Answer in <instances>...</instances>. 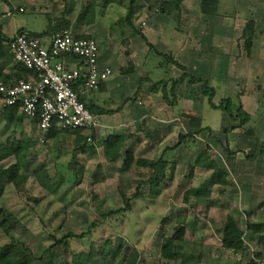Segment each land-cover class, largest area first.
Segmentation results:
<instances>
[{
  "label": "rangeland",
  "instance_id": "374dc122",
  "mask_svg": "<svg viewBox=\"0 0 264 264\" xmlns=\"http://www.w3.org/2000/svg\"><path fill=\"white\" fill-rule=\"evenodd\" d=\"M51 1L58 3L57 6L71 2V0H33V5L29 4V8L35 6L41 9ZM123 1L128 5L130 0ZM234 2L235 0H227L225 10L234 11ZM143 6L147 8L144 19H149L150 11L160 12V8L154 6L151 9L150 3L139 1L136 6L137 14ZM122 7L128 12L126 6L122 5ZM197 11L188 21L192 20L202 25L207 23L205 27L211 26L208 17L200 15L201 18H199ZM137 14L134 23L139 18ZM225 17V28L222 31L225 41L221 43L223 39L218 41L215 39L213 42L210 39L205 41V45L200 46V50L207 57H225V64L219 70L222 76L214 82V86H210L203 80L193 89L189 106L186 107L181 103L169 105L171 101L176 100V97L173 95V83L170 82L174 76L171 73V65H168L167 61L169 57H173L174 50L185 38L180 30H171L172 26L169 27L163 35L162 43L156 44L155 47L150 46L148 64H146L153 84L169 81V100L165 98L162 91H159L160 89L154 92L155 96L152 99H149L148 91L147 98L140 99L143 102L141 112L135 106H131L120 118L112 121L103 120L101 127L95 130V143L90 142L88 154L76 152L74 136H68L66 140L59 143L53 138L41 140L39 124L34 120H28L22 129H15L14 126L6 124L1 115L4 104L0 101V143L11 145L16 139L31 138L38 154L31 156L29 164L22 170L23 174L31 177L27 185L17 188L9 183L5 190L0 192V208L4 207L12 211L28 231L25 234L16 233L15 236L25 247H29L36 257L43 256L57 244L58 239L66 237L70 232L81 234L93 223L94 230L91 235L85 238L68 237L54 249L55 252L51 255L49 253L47 257L58 254L54 263L70 262L72 252H82L89 249L94 241L101 245L105 238H112L113 248L123 252L121 258L126 257L128 247L134 246L141 252L140 264H166L167 261L161 256L163 238L173 235L177 218L180 215H186L188 249L185 253L187 256L202 257L200 264H219L224 262L223 259L225 264H252L251 253L254 249L250 246L245 247V250L239 254L227 249L223 250L224 255H218L221 250L219 248L222 246L219 237L216 236L217 227L226 218L227 212L224 203L222 205L217 203L221 186L213 185L214 170L208 165L216 162L221 168L227 170L226 163L233 151L229 147L231 144L228 143L230 119L237 121L238 127L247 131L250 123L257 118L256 106H261L260 111L264 108V26H262L264 19L261 16L256 45L249 53L240 20H250V15L229 13ZM14 19H17L19 23L27 20L28 28L32 31H42L50 27V20L32 9L18 14L11 21ZM151 23L156 27L155 21ZM10 27L12 28L13 24L7 26L6 30H11ZM165 42L168 47H165ZM128 47H126L127 51L129 48L132 49ZM158 50L162 53L159 54ZM207 85L215 89L213 97L215 103L220 104L223 100L231 98L236 113L238 108L242 107L252 116L249 123L241 125L242 120H235L228 112L211 107L210 95L204 92ZM139 93L138 90L135 95ZM135 95L126 96L125 103L132 102L137 105L138 102L131 99ZM123 105L119 102L114 104L116 108ZM164 107L166 109H163ZM192 117L201 118L205 129L199 131V128L192 125ZM144 119L147 120L146 124L152 131L162 133L164 136L162 141L158 142L147 137L139 129L137 123ZM114 133L129 134L124 152H132L135 159L126 171L121 170L124 158L110 162L104 155L103 147L98 146L102 139ZM194 133L199 134L194 135ZM201 154L205 155V166H196L194 172H191L192 166ZM162 155L170 163L167 182L161 186L160 196L157 199L150 197L133 199L131 209L122 210L126 207V200L136 195L140 187L137 181L147 179L153 172L150 167L138 166L137 159L144 158L156 162ZM14 161L15 157H10L2 162L1 166L6 169ZM43 166L47 168L53 180L59 177L61 171L70 174L72 171L78 172L81 168L82 172L73 179L75 183L69 182L68 185H63L58 191L53 192L50 187L40 186L33 176ZM192 187L212 188L213 196L206 198L192 195L186 201L185 193ZM141 191L150 193L151 188L148 185L141 186ZM33 199H38L40 203H35ZM246 238L248 242L253 243L249 235ZM9 241L10 237L0 229V247ZM255 256L259 258L258 254ZM47 261L46 259V262H42L38 259L36 264H46ZM180 261L181 257L173 263H180ZM96 262L104 264V260L99 258Z\"/></svg>",
  "mask_w": 264,
  "mask_h": 264
},
{
  "label": "crops",
  "instance_id": "0c3cea01",
  "mask_svg": "<svg viewBox=\"0 0 264 264\" xmlns=\"http://www.w3.org/2000/svg\"><path fill=\"white\" fill-rule=\"evenodd\" d=\"M88 1L71 0L69 3L59 4L58 6V3L51 1L46 6L38 9L35 6L29 8V4H32L33 0H0V29L5 36L10 38L15 37L21 30L28 31L35 36H51L58 33V21L61 18H66L70 21L68 29L73 34L88 35L98 41L100 65L103 68L110 67L113 69V74L98 90L84 94L83 98L89 106L116 109L114 104L116 105L117 102L124 105L121 113L97 114L100 118V124L97 129L101 127L103 120L112 121L118 117L120 118V116L128 112L131 106H135L141 112L143 102L138 101L137 105L132 102L125 103L124 99L126 96L129 95L131 97L138 90L146 94L149 91V99L155 96L153 89L156 84L152 83L151 76L146 69L147 58L150 54V46L155 47L156 44L162 43L163 35L166 34L169 27L172 26L171 30H180L185 35L179 47L174 50L173 57H169V61L172 62H169L168 65H171V73L174 76L173 80L171 79L170 81L172 83H174V80L182 78L185 73H188L182 89L177 90V94H179L177 103L185 104L187 107L191 103L193 89L202 83H191V77L201 78L207 81L210 86H214V82L222 76H220L219 70L225 64V57H207L200 50V46L205 45L206 40L209 41L211 39L214 42L215 39L217 41L223 39L222 36L224 34L222 31L225 28V15L229 13L245 14L250 15L249 18L255 20L253 49L256 45L257 30L261 24V16L264 19V0H235L234 11L225 10L227 0H218L219 12L215 16L202 13L203 0H185L182 5L181 19L178 22L168 14L158 12L152 17L148 16V20L144 19L147 14V8L143 6L141 11L138 14L136 13L139 18L134 23V26L129 23L118 25V22L128 15V12L114 0H102V6L97 10L96 21L94 23L81 24L78 19ZM6 5H10L12 8ZM21 8L24 11H21ZM30 9L45 15L50 20V27L42 31H32L28 28L29 22L27 20H22L20 23L17 19L11 21L18 14L26 13ZM196 11L199 12V18H201L200 15L208 17L207 19L211 22V26L207 25L205 27L207 23L202 25L201 23L196 24L192 20L191 22L188 21ZM151 21L156 22V27L152 26ZM10 24H13V27H10L11 30H6V27L10 26ZM146 29L148 30L143 32ZM195 38L197 39L195 40ZM224 41L225 39L221 43ZM4 43L7 46L9 44L6 41ZM164 45L168 47L166 42ZM218 45L220 47V43ZM126 47L129 48L128 51ZM157 52L159 54L162 53L159 50ZM59 60L65 61L71 68L84 67L83 61L78 57H64L55 60V62ZM174 61L181 64L185 69L174 64ZM13 66L14 64L7 66L5 61H0V67H3L4 72H8ZM182 90L183 94H181ZM163 109H166V107ZM260 109V105L259 107L256 106L255 113L257 118L251 122L247 131L239 128L237 121L230 119L228 143L229 145L231 144L229 147L233 151H231L232 154L226 163V168L230 174L228 178L232 180V185L221 187L220 189V191L224 190V192L219 194L220 197L217 203L219 205L224 203L227 214L226 218L217 227L216 236L219 237L221 242L222 247L219 248L221 252L219 251L220 254H218L221 256L225 253L223 250L228 248L223 246L220 230L229 215H232L242 225L246 223L253 226L262 225L258 231L253 228H247L245 240L246 247L250 246L254 249L251 254H258L260 264H264V244L260 241L264 238V108L261 111ZM248 235L253 240V243L248 242L246 238ZM255 250L257 251L255 252ZM223 261L219 264H225L224 259Z\"/></svg>",
  "mask_w": 264,
  "mask_h": 264
},
{
  "label": "trees",
  "instance_id": "16d2710c",
  "mask_svg": "<svg viewBox=\"0 0 264 264\" xmlns=\"http://www.w3.org/2000/svg\"><path fill=\"white\" fill-rule=\"evenodd\" d=\"M118 4L126 6L128 9V15L121 19L118 22V25L122 23H129L134 26L135 15L137 11V3L139 1H146L150 3V8L153 9L154 6L160 8L161 13H166L170 17H172L175 21H180L181 13H182V5L185 0H130L129 4L126 5L123 0H114ZM102 6V0H89L83 11L79 16V23H94L97 17V10ZM156 9V8H155ZM202 11L203 13L215 16L219 12L218 0H203L202 1ZM159 12V13H160ZM157 12L150 11V17L154 16ZM241 26H243V38L246 40V47L248 52L250 53L253 48L254 43V35H255V20H240ZM70 21L66 18H61L58 21V33H63L69 30ZM23 31V30H21ZM44 36V35H43ZM78 38H91L88 35H76ZM13 37L5 36L0 29V61H5L7 66L14 64L12 68L9 69L8 72H4L3 67H0V83H4L9 86H14L19 83L21 80H30L32 77H36V74L28 69L27 67L16 63L14 61V57L10 51V48L5 44L10 43ZM153 47V46H152ZM170 60V59H169ZM167 61L169 62L172 61ZM174 64L179 67L185 69L181 64L174 61ZM188 76V73L180 78L174 80L173 90L174 97L176 100L171 101L169 105L177 103L178 95L177 90L182 89L185 78ZM203 79L198 77H192L191 83L196 84L202 82ZM207 83V82H206ZM162 91L167 100H169L170 95L168 94V81H162L161 83H156L154 87V91ZM176 91V92H175ZM205 93L210 95V105L216 109H222L230 114V116L235 120H242L241 125H246L251 120L252 116L245 112L242 107L238 108L237 113L233 109V101L231 98H227L223 100L220 104L215 103L213 97L215 94V89L211 88L207 85ZM183 94V90L181 91ZM142 95H145L142 97ZM147 94L143 91L139 94L135 95L131 98L134 101H141L147 98ZM0 101L2 102L1 98ZM89 108L96 114H115L117 112L123 111V107H119L116 109L110 108H101L96 106H89ZM1 115L3 120L8 125H12L15 129L24 128L28 118L24 112L22 103H19L15 106L6 107L3 105L1 110ZM257 117V116H256ZM38 124L41 121V115H38L34 120ZM147 120H141L137 123L139 129L144 132L147 137H150L153 140L158 142L162 141L164 136L159 131H152L146 124ZM254 121V120H253ZM191 123L195 127L199 128V131L204 130L205 128L202 126V120L199 117H192ZM251 124V123H250ZM95 129H82V130H69L63 129L55 125L54 129H52L47 134L48 138H53L57 143L62 140H66L68 136H74L73 142L76 147V152H81L84 154H88L90 152L91 141L96 139ZM43 131L40 130V137L43 135ZM198 135L199 133H194V135ZM129 138L128 133L121 134H110L106 138L102 139L98 146L103 147L104 155L106 159L110 162L117 161L119 158H124L123 166L121 170L126 171L130 168L131 163L135 159V156L132 152L125 153V148L127 144V140ZM95 143V141H94ZM96 145V144H95ZM31 150V153L29 151ZM169 150V149H168ZM31 154V155H30ZM35 150V143L31 138H25L22 140H14L11 145L1 144L0 143V192H3L6 186L9 183L14 184L17 188L25 187L29 180L30 176L27 174H23L22 170L29 164L30 157L37 156ZM78 155V154H77ZM15 157V161L9 165L8 168L3 169L1 164L6 161L10 157ZM76 158V156L74 157ZM169 160L166 159L164 155L161 156L159 160L156 162L151 161L149 159L138 158L137 165L140 167H150L153 172L149 175L147 179L138 180L140 187L137 190V193L134 197L129 198L126 204V207L122 210H129L132 207L133 199L140 197H150L153 199H157L161 194V186L164 182H167V171ZM205 155L201 154L195 165L192 166V171L194 172V167L201 166L204 167ZM209 168L214 170L213 173V185H218L221 187H228L232 185V180L228 178L229 172L226 169H223L216 162H212L208 165ZM82 169L79 168L77 171H72L70 174L64 171H61L59 177L56 180H53L50 174L47 171V168L43 166L36 173H34V177L38 180L39 185L48 188L50 187L53 192L58 191L61 186L68 185L69 182L75 183L73 180L76 176L80 175ZM150 186V193H144L141 191V186ZM224 190H221L220 193H223ZM194 196H202L206 198H211L213 196L212 188H196L192 187L185 193V200L188 201L189 198ZM35 203H40L38 199H33ZM187 225L188 220L186 215H180L177 218V225L175 227V232L171 236H165L163 238L162 247H161V256L164 258L167 263L166 264H200L202 262V257H189L186 255V251L188 249V241H187ZM94 224L92 223L89 226L87 231H84L81 234H75L74 232H70L66 237L62 239H58L57 244L52 246L46 253L41 257H36L29 247H25L22 241H20L15 235L25 234L27 229L23 226L20 219L8 209L2 207L0 208V229L6 233L10 237V241L5 245L0 247V264H36V261L40 259L42 262H46V264H97V259L104 260V264H140L141 261V252L134 246L128 247L126 250V257H122V250L114 249L112 244V238H105L103 240V244L99 245L98 242L94 241L90 248L84 250L82 252H72V260L69 262L62 263H54V260L58 257V254H54L53 257H47V255L52 252H55L57 246L61 245L65 239L68 237H76V238H85L92 234L94 230ZM262 225L253 226L250 224H241L238 222L232 215H229L224 226L220 230L223 239V246L234 251L236 254H239L245 250L246 240L245 235L247 232V228H253L255 231L260 230ZM261 243L264 244V238L260 240ZM181 257L180 263H173L177 261V259ZM52 259V260H51ZM252 264H256L254 259H252Z\"/></svg>",
  "mask_w": 264,
  "mask_h": 264
},
{
  "label": "built area",
  "instance_id": "2783aa9c",
  "mask_svg": "<svg viewBox=\"0 0 264 264\" xmlns=\"http://www.w3.org/2000/svg\"><path fill=\"white\" fill-rule=\"evenodd\" d=\"M9 48L15 62L32 70L36 77L14 86L1 82L0 98L6 107L22 103L28 120L41 115V140L47 139L55 125L69 130L97 129L100 118L83 95L98 90L113 69L101 67L96 39L78 38L69 30L51 36H35L23 30L13 37ZM64 57H78L84 67L71 68L63 60L55 62ZM253 259L260 264L255 255Z\"/></svg>",
  "mask_w": 264,
  "mask_h": 264
}]
</instances>
